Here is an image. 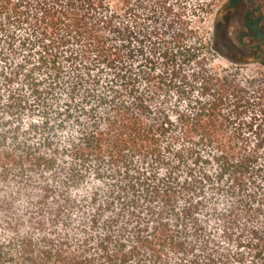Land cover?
<instances>
[{"label":"trees","instance_id":"16d2710c","mask_svg":"<svg viewBox=\"0 0 264 264\" xmlns=\"http://www.w3.org/2000/svg\"><path fill=\"white\" fill-rule=\"evenodd\" d=\"M188 9L0 0V264H264V59Z\"/></svg>","mask_w":264,"mask_h":264},{"label":"rangeland","instance_id":"374dc122","mask_svg":"<svg viewBox=\"0 0 264 264\" xmlns=\"http://www.w3.org/2000/svg\"><path fill=\"white\" fill-rule=\"evenodd\" d=\"M184 1L193 26L208 37H216L220 51L210 57L215 65L227 67L232 59H264V0Z\"/></svg>","mask_w":264,"mask_h":264}]
</instances>
